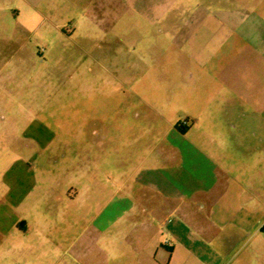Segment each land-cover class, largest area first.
I'll return each mask as SVG.
<instances>
[{
  "label": "crops",
  "instance_id": "obj_1",
  "mask_svg": "<svg viewBox=\"0 0 264 264\" xmlns=\"http://www.w3.org/2000/svg\"><path fill=\"white\" fill-rule=\"evenodd\" d=\"M17 1L0 0V60L10 67L21 45L38 62H72L76 90L103 89L98 77L142 80L125 87L137 100L115 114L121 125L107 120L100 132L93 118L88 142L78 128L65 150L70 136L51 134L18 101L33 72L18 82L15 68L0 70V264H163L158 254L172 264L191 248L172 230L163 243L169 217L264 238V22L200 0ZM146 27L159 36L129 38Z\"/></svg>",
  "mask_w": 264,
  "mask_h": 264
},
{
  "label": "rangeland",
  "instance_id": "obj_2",
  "mask_svg": "<svg viewBox=\"0 0 264 264\" xmlns=\"http://www.w3.org/2000/svg\"><path fill=\"white\" fill-rule=\"evenodd\" d=\"M194 2L196 4V0ZM200 2L211 8L232 9L237 12V15L246 17V21L248 22H264V0H200ZM13 4L16 6L22 5L17 0ZM2 5H6V3L3 1ZM215 19V17L211 16L208 21L209 24L215 23ZM188 32L193 34L197 33V35L212 34V31L207 28L200 29L199 31L196 29L188 30ZM219 32L220 37H226L230 33V30L225 29ZM23 34H19V36L21 37ZM137 36H144L148 40L159 35L153 27L140 28L139 30L133 29L130 31L129 38H135ZM249 40H243L240 46V49L247 55H249L252 48ZM16 48L18 49L17 57L12 59L10 64L17 71V81L24 80L22 76L27 72L30 73L32 71L34 74L32 82L34 89H23L24 91H19L17 94L18 101L32 104L34 116L43 119L49 124L51 134L54 132L56 136L60 134L70 136L69 145L63 146L62 144L61 149L68 150L73 148L75 145L73 135L77 133L78 128H86L84 134H86V140L88 142L89 122L93 118L99 120L100 132H104V125L107 123V120L110 121L113 119L111 122L114 125H121L122 120L125 118L116 117L115 114L118 111L120 112L122 108H125L126 105H131L137 100L135 99L137 98L136 95L125 87L137 85V82L142 79L133 78L130 79L131 82L129 83L125 81L126 83L124 82L123 85V79L121 77H98L95 80V85L103 89L94 91H90L89 89L76 90L73 87L75 78L73 75L74 71L72 70V62L42 63L31 58L26 46L17 45ZM66 48L69 49L70 47L66 46ZM222 51L225 56L228 54L226 56L228 57L233 52V47L225 46L222 48ZM224 62L227 61L224 60ZM11 67L0 60L1 71L6 72ZM128 67L131 71H137L139 69V67L134 66L132 61L128 63ZM245 68H247V64L243 62L241 69L244 70ZM43 73H47L49 75L48 78H43ZM143 81L144 83L142 85H152L149 84V80L147 79ZM184 81L186 84L190 82L187 78ZM179 82L180 85H184L181 79H179ZM20 85V83L17 84V86ZM23 86H26V84ZM28 87L30 86L28 85ZM16 118H23L19 111L16 112ZM133 122L135 120H132L130 116L129 126L136 128L138 125ZM142 124L144 123L141 122L140 125ZM162 128H165L164 125ZM33 132H38L36 127L33 128ZM53 144L54 147L57 146L55 142ZM34 150L38 152L37 146ZM169 218L171 222L168 227L165 228L163 224V232L161 235L163 243L165 245L168 244L170 238L167 235V230H172L177 235V242L191 248V250H178L172 264H264V250H259L257 254L253 250H250V247L254 245L262 249L264 247V238L260 235L257 236L253 229L239 232H217L210 225L208 217ZM221 245L224 247L222 250L216 249ZM156 259L163 264H167L165 255L158 254L156 255ZM74 264L84 263L82 261Z\"/></svg>",
  "mask_w": 264,
  "mask_h": 264
}]
</instances>
